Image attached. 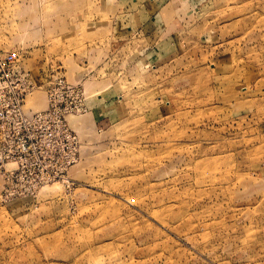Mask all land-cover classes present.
I'll list each match as a JSON object with an SVG mask.
<instances>
[{
    "label": "rangeland",
    "instance_id": "rangeland-1",
    "mask_svg": "<svg viewBox=\"0 0 264 264\" xmlns=\"http://www.w3.org/2000/svg\"><path fill=\"white\" fill-rule=\"evenodd\" d=\"M0 264H264V0H0Z\"/></svg>",
    "mask_w": 264,
    "mask_h": 264
},
{
    "label": "built area",
    "instance_id": "built-area-1",
    "mask_svg": "<svg viewBox=\"0 0 264 264\" xmlns=\"http://www.w3.org/2000/svg\"><path fill=\"white\" fill-rule=\"evenodd\" d=\"M51 113L48 112H37V113H31L30 115H28L27 117H29V120L32 124H36L39 123L40 121H44L46 120L48 117H51Z\"/></svg>",
    "mask_w": 264,
    "mask_h": 264
}]
</instances>
